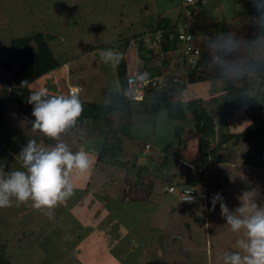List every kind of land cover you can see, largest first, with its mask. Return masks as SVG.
Instances as JSON below:
<instances>
[{
	"label": "rangeland",
	"instance_id": "1",
	"mask_svg": "<svg viewBox=\"0 0 264 264\" xmlns=\"http://www.w3.org/2000/svg\"><path fill=\"white\" fill-rule=\"evenodd\" d=\"M240 1L223 0L220 14L213 13V16L201 10L207 21L202 20L212 28L221 21L220 16L238 15L232 22V29L248 36L253 31L251 23L256 27L257 21L243 12ZM178 3L179 0H0V89L11 86L19 67L9 53L11 40L37 33L46 35L61 63L69 64L74 72L86 71L81 82H77L86 94H82L79 102L62 98L58 79L51 75L31 84L30 98L24 103L25 108L32 102L40 103L47 110L44 115L35 114L29 118L21 114L17 97L6 103L5 121H0V255L14 264H264V169L248 166L246 162L247 156L258 152L255 145L242 142L239 146H231L230 162L222 163L220 152V158H210L206 168L195 152L197 140L184 127L186 160L200 164L199 168H193L198 174L203 172L205 177L202 183L192 185L187 184L191 176L190 164L171 163L169 154L177 149L172 123L165 110L151 111L153 101L148 107L135 105L133 112L126 115L132 139L121 133L114 137L113 133H108L111 127L117 130L120 126L116 112L106 118L104 110L100 109L97 110L99 120L87 117L96 111L92 105L105 107L111 103L106 93L105 100L96 97V94L103 96L104 92L94 89L97 72L104 75V89L121 91L118 65L122 50L129 47L131 57L138 56L141 47H137L135 35L147 32L162 13L175 20ZM186 6L185 3L179 7L183 8L182 13ZM211 30L218 31L217 28ZM254 46V58L263 59L264 37ZM229 50L233 55L221 54L219 60H215L217 54L214 53L203 70H195L181 65L183 59L179 58L184 56V51L178 45V49L169 54L172 59L165 73L161 77L152 74V77L163 78L171 96L182 93L181 87L187 86L186 100L197 96L208 100L212 91H221L229 83L239 87L248 83V92L255 99L249 115L255 116L257 124L262 125V99L255 96L262 78L250 75L246 68L250 56L243 51L242 45L236 42ZM158 55H161L159 49L155 52L144 49L138 63L141 68L146 64L149 67L162 64ZM194 72L211 76L221 74L222 78L220 84L215 80L216 85H212V81L186 85V76ZM174 79L180 80V84H175ZM69 88L81 89L64 85L66 91ZM261 94L264 96V88ZM247 105L244 100L234 110L232 118L237 129L247 121L248 116L243 114ZM206 106L211 111L218 108L212 103ZM61 113L74 116L77 121L70 124L79 121L80 125L75 129H63L56 122ZM189 123L183 125L189 126ZM61 134L70 137V143L76 147L80 145L78 150L74 146L65 149L68 154L78 155L80 160L76 170L72 169V178L69 168L74 167V161L61 157L64 140L56 138ZM147 145L150 153L141 158L140 151L144 154ZM262 148L260 153L264 155ZM99 156L103 164L93 170ZM165 157L171 164H165L157 175L145 173L146 170L156 172L153 162L161 165ZM112 163L120 167H113ZM130 163L137 164L141 177L138 178L136 168L131 170ZM140 163L146 169L142 174ZM89 174L95 176L87 193L72 197L68 207L63 194L68 195L66 192L71 189L66 187L82 190L80 187ZM112 175L113 182L110 181ZM128 176L133 187L150 195L148 199L141 195L142 192H136V202L132 205L131 200L127 202L129 206L118 202L117 197L124 193ZM142 176L149 177L151 182L143 183ZM170 182L175 187L174 193L168 192ZM184 189L194 190L198 199L182 208L179 196ZM122 196V199L126 197ZM141 198L144 200L139 202ZM65 206L74 209L73 219L67 226L59 221L69 215L67 209L59 213ZM80 207L81 211L86 210L80 212L81 215L85 217L86 213L91 219L85 221L79 215L77 209ZM114 225L116 227L110 229ZM152 227L156 231L151 229L150 234L147 229ZM157 238L163 240L162 244H156ZM127 240L133 245L123 243Z\"/></svg>",
	"mask_w": 264,
	"mask_h": 264
},
{
	"label": "trees",
	"instance_id": "2",
	"mask_svg": "<svg viewBox=\"0 0 264 264\" xmlns=\"http://www.w3.org/2000/svg\"><path fill=\"white\" fill-rule=\"evenodd\" d=\"M180 6L185 4L184 0H180ZM207 0H196L195 4H187L186 9H190L191 12L199 13L200 10L205 6ZM243 4L244 13L251 17L253 21H257V26L255 27V23H251V30L252 33L248 36L241 37L240 32H235L230 26L226 24V22H218L210 28V26L205 27H195L192 29V33L195 36H200L202 34H206L210 36L209 41L215 44L217 55H233L234 52L229 50L227 44L231 41L238 42L239 45H242L243 51H246L249 46H254V43L258 42L261 38L264 37V2H249L246 0L240 1ZM150 30L146 33H155L156 31H163V42L161 46V52L168 55L172 54V52L178 49L179 41L177 35V24H173L169 18H166L164 14L157 17V20L154 21V24L151 25ZM221 34V38L213 37L211 29H216ZM210 29V31H209ZM255 29V31H254ZM218 33V34H219ZM144 34L143 37L146 35ZM141 37V38H143ZM138 38V37H137ZM141 50L143 49V40L140 42ZM126 45H128L126 43ZM225 46V47H223ZM127 47V46H126ZM144 50V49H143ZM160 52V53H161ZM9 53L11 59L18 61L19 67L18 70L15 72L13 76V81L11 86L8 89H0V121H5V113H6V103L11 101L12 97L18 98V109L21 114L25 116L31 117L34 113V103H30L29 106L26 108L25 101L30 98V86L37 80L42 77H49L54 75L57 70H59L65 63H61L58 57L53 53L49 40L43 33H37L35 35L23 38H16L11 40L9 46ZM246 53V52H245ZM125 53L122 57H120L119 65H118V76L119 82L121 85V91H110L109 96L111 99V103L105 107L101 106L98 107L96 105H92L95 107L96 111L89 116L96 117L99 120V115L97 110L100 109L104 110V114L106 118L108 115H111L112 112H116L119 115V128L113 130L111 127V131L108 133L116 134L121 133L125 138H131V126L126 120V115H130L133 110L134 106L136 105H146L153 101L151 106L152 112H161L165 110L167 112L166 117L172 123V127L174 130V136L176 139V146L177 149L175 151H171V163L177 164L180 162H187L190 164V174L191 176L188 177L187 184L198 185L202 183L204 180V174H198L195 168H199L200 164H191L188 163L186 157L184 155V150L187 146H183L185 142L183 140V133L185 128L189 129V132L192 136H194L195 140H197L196 151L199 154V157L202 162H205L206 168L209 166L208 160L210 158L219 159L220 152H222V156L220 158L222 163L230 162L231 161V153L230 149L231 146H239L242 142L249 143L251 145H255L256 150L259 152L255 153L254 155L247 156L246 162L248 166L264 169V155L260 153V149H264V123L262 125H258L256 122V117L249 115L250 107L252 105V100H255L250 96L249 84L244 83L242 87L237 86L235 83H229L227 88L215 92L211 94L209 101H205L202 97H192L191 99H185V89L187 86H184L182 93H180V98L177 99L175 96L172 97L171 93L167 90L164 91H157V90H149L146 93V98L143 102H135L128 90V70H127V62L124 58ZM249 59L246 64V68L248 69L251 76H256L262 78L261 87L258 89L256 93V97H261L262 99V107L264 108V96H262V89L264 88V58L263 59H256L254 57L247 58ZM212 60L211 57L209 61ZM182 65H186L184 60ZM3 69H6V65L3 66ZM193 69V68H191ZM195 70H200V66L194 68ZM152 77V76H150ZM222 78L221 74L217 75H206L202 73L198 75V73H189L186 78V85L189 86L203 83L206 81L214 82L217 79ZM72 98V97H71ZM183 98V99H182ZM246 100L248 105L243 110V114L247 115L248 117L245 118L246 123L242 125L240 129L236 128V124L233 122V114L235 113V109H237V105L240 102H244ZM207 103L217 104V109H213L212 111L208 109L206 106ZM145 106V107H146ZM140 107V106H139ZM243 108V107H242ZM39 108H37L38 110ZM43 110V109H42ZM74 116L63 115L60 114L56 118V122L60 124L67 123L70 124L71 122L77 121L73 118ZM87 117L82 116L81 118L86 119ZM81 121H84V120ZM189 123V126H184L183 123ZM75 128L80 125V122H76ZM182 123V124H181ZM112 124V123H111ZM98 125V124H96ZM191 125V126H190ZM96 128V126H94ZM185 127V128H184ZM119 140H122L119 138ZM124 141V140H123ZM123 141H120L121 143ZM159 150L163 152V149L159 147ZM113 149V148H112ZM114 150V149H113ZM141 158L142 150L140 151ZM102 157V154H101ZM100 156L97 159V163L93 165L94 168H97L99 164H103V159ZM139 159V157H138ZM153 158H151V161ZM80 160H78L79 163ZM143 161V160H142ZM73 165L74 167L69 168L70 175L74 177V169L77 167V164ZM170 161H167V158H164V161L161 165L153 162V166H156V175L158 174L157 171L161 169L165 164H171ZM129 164V163H128ZM144 164V163H143ZM113 167L116 165L120 167L119 164L115 163ZM127 168V163L125 164ZM103 166V165H102ZM116 166V167H117ZM131 170L136 168V172L138 173L139 178V168L137 164L130 163ZM140 168L142 169L141 174L146 170L143 165L140 163ZM195 167V168H193ZM188 168V166H187ZM71 169V171H70ZM73 169V170H72ZM76 170V169H75ZM152 170V169H151ZM154 170V169H153ZM163 170V169H162ZM201 170V169H200ZM151 175L152 171H147ZM144 173V174H145ZM95 175H87V179L85 184L80 187L82 190H86L90 186V182L94 178ZM113 176V175H112ZM141 177V175H140ZM144 177V176H142ZM151 177V176H150ZM113 177H110V179ZM148 183L151 182V179L147 177ZM113 182L112 180H110ZM125 187L127 183L123 186V188L127 191L126 195L130 198H125V200H131L136 202L134 199V195L136 192L139 194L142 192L137 189V187ZM128 183V184H129ZM110 184V183H108ZM171 186L174 187L172 182H170ZM138 185V184H137ZM169 187V188H170ZM64 188V187H63ZM67 188V187H66ZM175 188V187H174ZM79 189V188H78ZM138 190V191H137ZM169 190V189H168ZM62 191V189H61ZM169 192V191H168ZM141 195L146 197L147 199L150 195L146 192H142ZM146 199V200H147ZM124 200V199H123ZM144 200L143 198L139 199L138 201ZM149 201V200H148ZM147 202V201H145ZM0 264H14L8 257L4 255H0Z\"/></svg>",
	"mask_w": 264,
	"mask_h": 264
},
{
	"label": "crops",
	"instance_id": "3",
	"mask_svg": "<svg viewBox=\"0 0 264 264\" xmlns=\"http://www.w3.org/2000/svg\"><path fill=\"white\" fill-rule=\"evenodd\" d=\"M223 3V0H207V2H206V4H205V6L201 9L202 11H205V14L207 13V16H213V13H216V14H220L219 12H220V10H221V4ZM180 4H181V2H180V0H179V3H178V6H176L175 7V9H176V11H177V15L178 16H176V19L175 20H172V19H170L171 20V22L173 23V24H178V23H180L181 21H182V19H184V17H186V14H187V10L188 9H186L185 8V13H182V7L181 8H179L180 7ZM201 10H200V12L198 13V16H197V18H196V26L195 27H197V28H199V27H205V26H208V25H206V23H204V21L202 20V19H204V15H202L203 14V12H201ZM238 12V10H237V7L235 6V13H237ZM202 16V17H201ZM206 15H205V17H207ZM238 16V15H237ZM237 16H235V14H232L231 16H220V18H221V21L220 22H226V24L228 25V26H230L231 28H232V22H234V20H236L237 19ZM201 18V22L199 23V19ZM157 20V19H156ZM155 20V21H156ZM204 20H206V19H204ZM207 21V20H206ZM176 22V23H175ZM154 23V22H153ZM150 27V26H149ZM150 30V28L147 30V32ZM239 32H240V30H238ZM145 30L144 31H142V32H140V33H138V34H136L135 35V37L137 38V37H140L141 35L143 36L144 34H146L147 33ZM211 32H212V35H213V37H218L219 35V37L221 38V34L218 32V31H215V30H211ZM219 33V34H218ZM240 36L241 37H245L246 35H242V33L240 32ZM134 37V38H135ZM198 38H199V40L200 41H203V43L204 44H211L212 42H210L209 41V39H210V36L209 35H204V34H202L201 33V35L200 36H198ZM201 44V43H200ZM233 45H236V42H229L228 44H227V46L228 47H231V46H233ZM138 47V46H137ZM223 47H225V46H223ZM253 47V46H252ZM138 48H140V47H138ZM248 49V48H247ZM128 50H131L129 47L128 48H126V49H124V50H122V52H121V57L123 56V54L125 53V59H126V62H127V70H128V76H130V75H132V74H134L135 72H141V73H143V74H145V75H147V76H149V75H151L152 76V74H157V76H159V77H161L164 73H165V68L166 67H168L169 66V64L171 63V59H172V57H170V55L168 54V55H166V54H164V53H162L161 52V55H158L159 57H160V63H162V64H158V65H154L153 67H149V66H147V64L145 65V66H143L142 68H141V65H139V63H138V57H141L142 56V50H141V48L138 50L139 51V54H138V56H135L134 58L133 57H131V55L129 54L130 52H128ZM247 51V50H246ZM245 51V52H246ZM255 53H256V48H255V46L253 47V52H252V57H254V55H255ZM127 54H129L128 56H127ZM182 58V56H180V58L179 59H181ZM97 59V58H96ZM183 59V58H182ZM100 62V61H99ZM99 62H97L96 63V66H98V63ZM177 63H179V62H177ZM181 63V62H180ZM182 64V63H181ZM206 67V66H205ZM204 67V68H205ZM204 68H201V70H203ZM62 73V74H61ZM86 74V71H82V69H81V71H78V72H74L72 69H71V67H70V65L69 64H67V63H65L59 70H57L56 72H55V74L53 75V76H56V78L58 79L57 81L59 82V86H60V90H62V98H66L67 99V101H76V102H79V101H81V99H82V94L83 95H85L86 96V94H84L85 93V89L82 87V85H80L81 83H79V84H77V82H81V80H82V78L84 77V75ZM95 75V74H94ZM199 75V74H198ZM95 77V79L93 80V86H94V89H96L97 91H99V92H103V96H100V95H98V94H96V97H97V99L98 100H100V101H102V100H105L106 99V95L107 96H109L108 94H109V90H108V87L107 88H105L104 89V87H103V85H104V80H105V78H104V75H102V72L100 71V73H99V71L97 72V75H95L94 76ZM153 77H155V76H153ZM220 79H217V82L220 84ZM216 81L215 82H212V85H216V84H218ZM68 85V87H70V86H73V87H81L82 88V91L79 93V94H77L76 96H74V97H70L69 96V94H68V90L66 91L65 89H64V85ZM198 84V83H197ZM70 85V86H69ZM189 85V84H188ZM181 88H184V87H181ZM213 88H214V86H213ZM4 89H6V88H4ZM100 89V90H99ZM173 89H174V87H173ZM172 89V90H173ZM171 90V91H172ZM183 91V89L181 90V92ZM218 91H220L219 89H217V91H212V94L213 93H215V92H218ZM105 93H106V95H105ZM171 93V92H170ZM173 97L175 96L176 98H178L179 96H181L180 94H176V95H172ZM199 97H202V96H199ZM203 99H204V97H202ZM205 100V99H204ZM209 100V99H208ZM205 101H207V100H205ZM62 104H64V102L62 103ZM140 106V105H139ZM37 108H39L38 110H37ZM34 114L33 115H35V114H38V116H40V114H43L44 115V112L45 111H47V110H45L44 108H43V105H41L40 103H37V104H34ZM43 109V110H42ZM47 109V108H46ZM244 113V112H243ZM62 114V113H61ZM32 115V116H33ZM70 116V115H69ZM30 118V117H29ZM41 118H43V116L41 117ZM57 118V117H56ZM94 126H96V125H94ZM92 128V127H91ZM73 129H75V124H74V128ZM51 130H53V129H51ZM92 130H94V128H92ZM92 130H91V132H92ZM65 131V130H64ZM58 135V134H57ZM57 135H56V138L58 139H60V140H64V143L62 144L63 146H61L62 147V151L64 150V154H62V156L61 157H69V158H72V162L74 163V165L76 164V163H78V160H79V156L78 155H76V156H73L74 155V153L72 152V154H68V152L66 153L65 151V149H68V147L70 148V147H72V146H74V148H75V150H78V149H80V145H78V147H76L74 144H72V143H70L71 142V138L70 137H68V136H66V134H61V135H59V137H57ZM152 173H155V172H152ZM113 177V176H112ZM68 179V178H67ZM142 179V181H143V183H145V182H147L146 184H148V180H147V177H142L141 178ZM69 180H70V178H69ZM110 180H112L113 181V179L111 178ZM129 182H131V179H130V177L128 176V179H126V181H125V183H127V185H125L124 186V188L125 187H131L130 186V183ZM129 183V184H128ZM110 185V184H109ZM67 188H69V189H71L69 192H66V193H68V195H64L63 194V198H65V200H66V202H67V204H68V207L69 206H71V202H69V201H71L72 199V197H80V195L81 196H83V194L84 193H87V191L86 190H81V189H74V188H72V187H69V186H67ZM123 188V189H124ZM138 191V190H137ZM127 191L124 189V195H126L127 193H126ZM62 194V193H61ZM123 194H119V196L117 197V199H118V202H120V203H124L125 205L124 206H129V204L127 203L128 201H130V200H125V198L127 199L128 198V195H126V197L125 198H123L122 199V195ZM100 197V196H99ZM83 200V199H82ZM80 202H81V200H80ZM131 202V203H130ZM129 203L132 205V203H134V202H132V201H130ZM140 202V201H139ZM145 202V201H144ZM123 206V207H124ZM68 207H63V209L62 210H60V212L59 213H62L63 211H65V209H67V212L69 213V215H68V217H69V219H68V217L66 218V219H63V221H61L60 219H59V221H60V224H62V225H66V224H70L69 222H71L72 221V215H73V211H74V209L73 210H71L70 208H68ZM85 208V207H84ZM88 208H90V207H88ZM80 209H83V208H79V209H77V210H79V213L80 212H83V211H86L85 209L83 210V211H81ZM82 213H80L79 215L80 216H82V217H84L83 215H81ZM84 219H85V221H88L89 219H91L89 216H88V214H86L85 213V217H84ZM107 221H108V219H106ZM120 220L121 219H118V221L120 222ZM67 226V225H66ZM116 227V225H114V226H112V227H110V229H114ZM107 228L109 229V226H107ZM151 229H154L155 231H156V229H155V227H152V228H149V229H147V232H149L150 234H152V231H151ZM110 231V230H109ZM80 234V233H79ZM110 235V234H109ZM107 236H108V234H107ZM69 238H72V237H69ZM69 238H67V239H69ZM67 239L65 240V241H67ZM64 241V242H65ZM163 241V240H162ZM162 241L159 239V238H157V240H156V244L158 245V244H162ZM63 242V243H64ZM124 244H131V245H133V242L132 241H126V242H123ZM174 244V243H173ZM156 246V245H155ZM158 250V249H157ZM150 251V250H149ZM123 253V252H122ZM119 254V253H118ZM117 254V255H118ZM114 256V255H113ZM112 256V257H113ZM121 257V256H120ZM119 257V258H120ZM113 260H114V258H112ZM115 260H116V257H115ZM117 261V260H116Z\"/></svg>",
	"mask_w": 264,
	"mask_h": 264
},
{
	"label": "built area",
	"instance_id": "4",
	"mask_svg": "<svg viewBox=\"0 0 264 264\" xmlns=\"http://www.w3.org/2000/svg\"><path fill=\"white\" fill-rule=\"evenodd\" d=\"M196 0H184L186 4H195ZM198 13L191 12V10L187 11L186 17L183 19L181 23L177 25V35L178 41L181 48L184 51L183 60L190 69L196 68L201 66V58L203 55H207V57H213L214 53L217 54L215 46L211 44H204L201 41L198 43L197 37L193 35L191 32ZM145 43V46L149 50H156L160 49L163 42V31L159 30L155 33H148L143 38L140 39ZM215 60H219L218 55L214 56ZM175 84H179L180 80L174 79ZM82 89L78 88H69V96L74 97L76 96ZM128 90L130 95L132 96L135 102H141L145 100L146 93L149 90H157V91H164L165 83L163 78L159 77H150L141 72H135L128 78ZM150 146L147 145L146 149L143 151V156L149 155ZM170 193H174V187H170L168 190ZM198 198V194L192 190L187 189L183 190L179 196V200L182 204V208L184 205H188L196 201Z\"/></svg>",
	"mask_w": 264,
	"mask_h": 264
},
{
	"label": "water",
	"instance_id": "5",
	"mask_svg": "<svg viewBox=\"0 0 264 264\" xmlns=\"http://www.w3.org/2000/svg\"><path fill=\"white\" fill-rule=\"evenodd\" d=\"M252 52H253V47L252 46H249L247 51H246V54L248 56H250V58L252 57ZM207 62V55H203L202 58H201V64L202 66ZM63 129H73L74 128V124H67V123H62L61 124ZM237 264H240V262H238Z\"/></svg>",
	"mask_w": 264,
	"mask_h": 264
},
{
	"label": "clouds",
	"instance_id": "6",
	"mask_svg": "<svg viewBox=\"0 0 264 264\" xmlns=\"http://www.w3.org/2000/svg\"><path fill=\"white\" fill-rule=\"evenodd\" d=\"M189 10H190V9H189ZM187 11H188V10H187ZM184 18H185V17H184ZM182 21H183V19H182ZM182 21H181V22H182ZM181 22H180V23H181ZM178 24H179V23H178ZM178 24H177V25H178ZM195 24H196V22H195ZM194 26H195V25H194ZM193 28H194V27H193ZM194 36H195V35H194ZM195 37H197V36H195ZM140 39H141V37H138V38L135 39L136 45L139 46V47H140V45H141L140 42H142V41H140ZM197 41H198V43L200 42V40H199L198 37H197ZM202 42H203V41H202ZM143 45H144V46H143L144 49L149 50V49L145 46V43H144ZM179 46H180V44H179ZM180 48H181V46H180ZM156 50H158V49H156ZM156 50H149V51H151V52L154 51V52H155ZM159 50H160V52H161V48H160ZM182 58H183V56H182ZM181 63H182V62H181ZM208 63H209V57H207V62H206L203 66H202V64H201L200 68H204ZM181 65H182V64H181ZM130 76H131V75H130ZM130 76H129V77H130ZM179 84H180V83H179ZM81 89H82V88H81ZM166 90H167V89H166ZM81 91H82V90H81ZM81 91H80V92H81ZM80 92H79V93H80ZM79 93H78V94H79ZM68 94H69V91H68ZM143 101H144V100H143ZM143 101H141V102H143ZM142 156H143V153H142ZM197 199H198V198H197ZM194 202H195V201H194ZM194 202H193V203H194ZM191 204H192V203H191Z\"/></svg>",
	"mask_w": 264,
	"mask_h": 264
}]
</instances>
